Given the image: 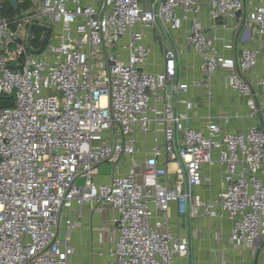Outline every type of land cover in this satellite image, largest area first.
<instances>
[{"label":"built area","instance_id":"2783aa9c","mask_svg":"<svg viewBox=\"0 0 264 264\" xmlns=\"http://www.w3.org/2000/svg\"><path fill=\"white\" fill-rule=\"evenodd\" d=\"M4 2L0 96L16 92L12 106L0 107V264H73L66 239L90 202L96 213L112 210L107 264H176L186 256L188 239L170 227L171 204L192 218L228 221L234 245L264 243V100L255 94L264 80L247 77L258 50L245 46L226 57L201 16L205 4L212 23L234 18L242 0H37L12 16L3 14ZM246 18L264 37V4ZM32 24L49 30L39 52L27 45ZM181 28L200 58L201 79L192 84L179 75L171 43ZM220 74L260 123L228 132L241 118L237 110L198 116L189 87H200L210 106ZM214 163L222 166L219 187L203 197L196 189L209 185L204 167Z\"/></svg>","mask_w":264,"mask_h":264},{"label":"crops","instance_id":"0c3cea01","mask_svg":"<svg viewBox=\"0 0 264 264\" xmlns=\"http://www.w3.org/2000/svg\"><path fill=\"white\" fill-rule=\"evenodd\" d=\"M205 2V0H202ZM243 11L234 18H226L217 22H210L206 18V5L202 7L201 16L207 24L211 33L219 37L218 47L228 58L235 59L242 47H251L258 50V61L253 73L248 78L255 81L256 78L264 80V37H258L254 33V25L246 18L247 11L256 3L264 0H242ZM183 30L174 33L171 43L179 51L178 73L188 83H194L201 79L199 70L200 58L193 52L183 38ZM154 54L161 57L159 47L156 43L151 44ZM213 85V96L210 106H206V99L200 87L191 85L188 90V97L197 102L198 116L204 115L207 111L216 112L219 109L237 110L241 118L232 120L224 130L235 132L247 128L260 118H249L246 116L247 109L243 99L239 98L229 89L222 85L221 74L215 79ZM255 94L259 101L264 100V85L255 86ZM191 125L197 129H203L199 118H192ZM173 166V165H170ZM222 174V166L214 163L204 167V176L208 177L210 183L207 187L197 188L203 197H211L219 187ZM262 174V173H261ZM264 174V172H263ZM94 203H86L82 208L80 216V227L68 234L66 241L73 246V264H107L110 260L105 255L111 246V238L115 231L109 224L112 210L109 207L102 213L94 212ZM171 230L180 236L188 239V253L178 258L176 264H264V243L257 240L253 246H237L229 241V223L224 219L201 217L192 218L187 214H180L174 204L168 210ZM101 224L106 227L102 230V241L98 243V228ZM95 252L102 251L104 255L98 260L97 255L88 253V249ZM102 259V262H101Z\"/></svg>","mask_w":264,"mask_h":264},{"label":"water","instance_id":"95a60500","mask_svg":"<svg viewBox=\"0 0 264 264\" xmlns=\"http://www.w3.org/2000/svg\"><path fill=\"white\" fill-rule=\"evenodd\" d=\"M10 4V6L14 9V10H17L18 9V3H17V0H7ZM13 29H15V25L13 26ZM42 31V39H41V42H40V46L39 48H32L31 46V41L33 39V36L35 34L36 31ZM48 27H45V26H42V25H38V24H32L31 27H30V31H29V36H28V39H27V45L29 46V49L33 52H39L45 42H46V38L48 36ZM10 67H12V65H9ZM15 92H16V88L13 87L12 90L10 91V93L6 96L7 98H12L14 99L15 98ZM109 171V166H101L99 167V172H108ZM84 184V178L81 177V178H78L75 182V185L76 186H81ZM65 229H62L60 230L59 232V235H58V238H59V241L60 242H64L65 241Z\"/></svg>","mask_w":264,"mask_h":264},{"label":"trees","instance_id":"16d2710c","mask_svg":"<svg viewBox=\"0 0 264 264\" xmlns=\"http://www.w3.org/2000/svg\"><path fill=\"white\" fill-rule=\"evenodd\" d=\"M20 5L23 6V9H27L25 7L26 6H28V7L30 6V4L27 5V2H25V1H24L23 4H19L18 5V9H19ZM18 9L17 10H14L10 6L9 2L7 0H5V2H4V9H3V14L4 15H6V16H12V15H14V12L17 13ZM40 33L41 32L38 31V30L35 32V37L32 40V45H35V46L38 45V38L40 36ZM12 105H13V100L12 99H8L6 96H0V107L12 106Z\"/></svg>","mask_w":264,"mask_h":264},{"label":"rangeland","instance_id":"374dc122","mask_svg":"<svg viewBox=\"0 0 264 264\" xmlns=\"http://www.w3.org/2000/svg\"><path fill=\"white\" fill-rule=\"evenodd\" d=\"M23 1H25V2H27V5L28 4H33L34 2H36L37 0H23ZM25 8H28V6H26ZM23 6L22 5H20V7H19V9H18V11H17V13H23ZM14 14H15V12H14ZM44 22H48L49 24H51V22H49V20L48 19H45V20H43ZM53 26H54V24L52 25V34H53V32H56L57 33V31H56V29L55 28H53ZM24 33H25V28H19V31H18V33L16 34V38L18 39V41H23V38H24ZM13 47H11V49H12ZM78 229V228H77ZM87 251H90V252H88V253H91V252H93V250L90 248V249H88ZM101 258V255H99L98 257H97V259L99 260ZM101 262H102V259H101Z\"/></svg>","mask_w":264,"mask_h":264}]
</instances>
